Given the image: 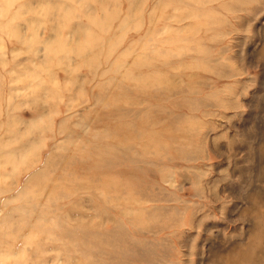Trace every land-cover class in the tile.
<instances>
[{
    "label": "rangeland",
    "instance_id": "obj_1",
    "mask_svg": "<svg viewBox=\"0 0 264 264\" xmlns=\"http://www.w3.org/2000/svg\"><path fill=\"white\" fill-rule=\"evenodd\" d=\"M0 264H264V0H0Z\"/></svg>",
    "mask_w": 264,
    "mask_h": 264
},
{
    "label": "bare ground",
    "instance_id": "obj_2",
    "mask_svg": "<svg viewBox=\"0 0 264 264\" xmlns=\"http://www.w3.org/2000/svg\"><path fill=\"white\" fill-rule=\"evenodd\" d=\"M94 17V16H92ZM92 40V39H91ZM167 82L166 84H168V81H164L161 84ZM145 86H148L147 84H145ZM167 88V86H166ZM132 132L130 130L129 126L126 125H115L114 129H112V132L110 131V134L113 135L114 137H118L120 140H123L126 135H130ZM70 151V150H69ZM82 151V150H81ZM75 153V152H74ZM71 156V155H70ZM59 160V159H58ZM67 160V159H66ZM71 160V158H70ZM78 161V160H77ZM73 162V161H72ZM55 166V165H54ZM45 167V166H44ZM61 169V167H60ZM47 192V191H46ZM67 194L65 193V191L62 190V193H60V191L57 188H53L50 192V197L51 199H55V198H61L66 196ZM40 208V207H39ZM28 229V228H27ZM73 231H69V233L71 234Z\"/></svg>",
    "mask_w": 264,
    "mask_h": 264
}]
</instances>
